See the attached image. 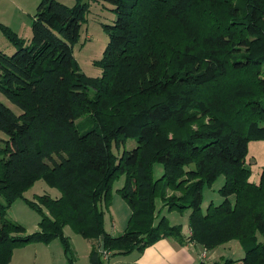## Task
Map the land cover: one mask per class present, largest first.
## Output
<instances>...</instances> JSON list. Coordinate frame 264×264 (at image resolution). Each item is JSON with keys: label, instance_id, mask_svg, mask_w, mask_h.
I'll return each mask as SVG.
<instances>
[{"label": "trees", "instance_id": "trees-1", "mask_svg": "<svg viewBox=\"0 0 264 264\" xmlns=\"http://www.w3.org/2000/svg\"><path fill=\"white\" fill-rule=\"evenodd\" d=\"M92 1L115 14L112 25H103L108 43L94 62L102 70L97 78L85 76L73 56L89 11L84 0H40L28 42L0 24L16 48L0 50V93L20 110L16 115L0 102V131L8 138L0 160V264H9L15 249L56 238L68 255L67 225L91 242L90 264H103L104 252L127 255L166 238L194 242L204 252L236 240L240 260L213 264H264V168L256 184L245 165L248 143L264 140V0ZM213 10L225 26L199 33L192 18ZM173 24L185 37L181 44L165 36L150 42L152 35L169 36ZM229 69L254 72L256 92L236 83L229 101L212 95ZM83 111L92 121L76 123ZM198 118L205 121L192 130ZM128 139L136 146L116 154ZM155 164L163 174L154 181ZM219 175L223 200L203 213V186ZM120 176L118 193L130 217L114 236L104 229L103 209ZM37 179L61 196H39L40 206L26 200L41 220L37 232L25 234L7 211ZM162 185L181 195L159 194ZM164 207L190 210L188 237L181 225L169 224Z\"/></svg>", "mask_w": 264, "mask_h": 264}, {"label": "rangeland", "instance_id": "rangeland-1", "mask_svg": "<svg viewBox=\"0 0 264 264\" xmlns=\"http://www.w3.org/2000/svg\"><path fill=\"white\" fill-rule=\"evenodd\" d=\"M39 1L40 0H38V3L30 8L31 5H29V3L27 4L26 2L23 3V0H0V24L8 27L12 32L17 34L18 37L25 39V41L28 42L32 37V16L36 12ZM84 2L88 3L89 11L86 15V22L81 28L80 39L73 46V56L77 61L80 70L84 73L85 76L90 78H97L101 76L102 70L99 66L94 64V62H97L102 58L103 51L108 43V36L104 30L103 25H112L115 20V14L112 12V6H110L109 4L92 0H84ZM212 12L213 13L210 16L204 14L201 19H197L196 17L192 18V24H194L193 26H195L199 33L209 31L211 27L214 26V23H216L214 29H217L219 27L223 28L225 26V20L222 21L223 14L219 10H213ZM6 22H8L11 28L7 24H5ZM168 24L170 23H167V25ZM174 26L175 29L169 36L162 35L161 33L156 34L155 36L152 35L150 42L152 44H155L152 41L153 38L160 39L165 36L168 40V44H181L185 40V37L181 32V28L176 25ZM171 27L173 28L172 25ZM0 50L6 54H12L16 51V48L13 47L7 40L1 29ZM254 79V72L241 70L235 71L233 69H229L227 71V74L214 86L212 95H218L229 101L231 99V96H229V92L232 90L233 85L236 83H238L237 85H244L251 90L253 89L254 92H256V89L254 88ZM0 102L9 107L16 115L20 114V110L9 100H7L1 93ZM232 116L233 111L227 114V117L230 119L232 118ZM87 121H92L91 116L88 112L83 111V113L78 114L76 117V123H84ZM204 121L205 119L198 118L197 122L191 124V129H197L198 126ZM180 135L182 137H187L188 129H182L180 131ZM7 139V136L0 131V160L3 158L2 150L5 148V142ZM135 146L136 140L128 139L125 142V145L121 147L119 152L115 153H119L120 155L123 150H130ZM247 148L248 152L245 158V165L251 172L250 181L257 184L260 180V173L264 168V140H251L248 143ZM162 174V166L160 164H155L153 166V180H157ZM123 183V176L118 177L113 182L111 188L110 207L107 210L103 209L104 229L114 236L121 235L126 230L130 217L129 207L118 193V190L123 186ZM223 184L224 177L222 175H219L211 185L203 186L201 202V210L203 213H205L210 203H213L216 206L222 202L223 198L219 193V189L223 186ZM160 189L161 190H159L158 192L159 194L162 193L163 190V193H165L166 196L181 195L180 191L172 192V190L169 188L164 189V185H162ZM43 195H46L52 199H56L61 196L60 190L58 188L50 187L43 180L37 179L29 189L23 192L21 198L16 199L11 204L9 210L7 211V219L24 227L25 234H32L34 232H37L39 230L38 224L41 220V214L30 207L27 201L34 202L35 204L40 206L38 197ZM158 207H160L159 202L157 203V209ZM41 211L44 214L48 215L47 210L42 206ZM162 214L168 218L170 225H181L182 231L186 232L188 228V216L190 214V210H185L182 212L172 211L171 213H168L166 212V209L164 207ZM159 217L160 216H157L156 218L152 219L153 226L156 225ZM62 234L69 241L70 253L68 254V257H72L73 261L76 260L77 264H87L88 258L85 252L87 248L89 249V242L79 234L75 233L72 229V226L70 225L63 227ZM39 245L40 246L35 245L34 247L38 249L40 255L48 257L50 254H53L54 258H58L57 261H60L62 253L63 256L65 254L63 244L58 238L53 239L48 244L40 243ZM209 253L207 254L205 252L204 259L206 258V254L209 256ZM243 255L244 253L239 243L236 240H232L215 248L213 259L217 260L218 256H224L223 259L239 261ZM63 259H65V262L67 264H70L68 258ZM32 260L33 258H31V261ZM62 261L64 260H61V263ZM212 262L213 260H211L208 264H213Z\"/></svg>", "mask_w": 264, "mask_h": 264}, {"label": "crops", "instance_id": "crops-1", "mask_svg": "<svg viewBox=\"0 0 264 264\" xmlns=\"http://www.w3.org/2000/svg\"><path fill=\"white\" fill-rule=\"evenodd\" d=\"M37 1L38 0H23V3H29V5H31L30 8H32L33 5L38 3ZM57 1L67 5H72L75 2V0ZM5 24L10 27L8 22H6ZM182 234L185 238L188 237L189 229L187 228L186 232L182 231ZM39 244L40 243L26 245L24 247L15 249L13 251L12 258L9 264H67L65 262V259H63L68 258V255L66 254H64L63 256L62 253L60 261H57L58 258H54L53 254H50L48 257L40 255L38 249L34 247L35 245L40 246ZM91 247L92 244L91 242H89V249L87 248L85 252L87 258L91 251ZM202 252L203 248L195 244L194 242L185 241L183 244H179L174 239L166 238L157 241L155 244L145 248L143 251L135 250L127 255L115 256L109 253V257H107L106 260H104V256H102V261L103 264H197L201 260L200 255L202 254ZM206 253H209V256L206 254V258L204 260V262L207 264L211 260H213L212 263H214L216 261H219L218 259L224 258V256H218V259L214 260V250L207 251ZM31 258H33L32 261ZM61 260L64 261H62L61 263ZM73 264H77L76 260L73 261ZM87 264H90L89 259Z\"/></svg>", "mask_w": 264, "mask_h": 264}, {"label": "built area", "instance_id": "built-area-1", "mask_svg": "<svg viewBox=\"0 0 264 264\" xmlns=\"http://www.w3.org/2000/svg\"><path fill=\"white\" fill-rule=\"evenodd\" d=\"M204 255H205V252L203 251V253L201 254V259L203 260L204 259ZM107 257H109V253H105L104 252V260H106L107 259Z\"/></svg>", "mask_w": 264, "mask_h": 264}, {"label": "water", "instance_id": "water-1", "mask_svg": "<svg viewBox=\"0 0 264 264\" xmlns=\"http://www.w3.org/2000/svg\"><path fill=\"white\" fill-rule=\"evenodd\" d=\"M101 238H103V236ZM99 251L100 252L104 251V242L103 241H101V243H100Z\"/></svg>", "mask_w": 264, "mask_h": 264}]
</instances>
